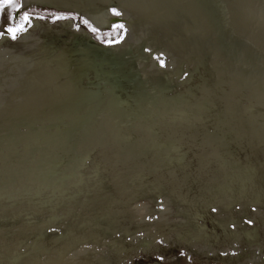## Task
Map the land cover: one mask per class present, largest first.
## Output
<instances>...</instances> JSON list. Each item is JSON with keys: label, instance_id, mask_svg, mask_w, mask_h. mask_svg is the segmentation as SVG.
Instances as JSON below:
<instances>
[{"label": "water", "instance_id": "obj_1", "mask_svg": "<svg viewBox=\"0 0 264 264\" xmlns=\"http://www.w3.org/2000/svg\"><path fill=\"white\" fill-rule=\"evenodd\" d=\"M0 32V264H264V0H0Z\"/></svg>", "mask_w": 264, "mask_h": 264}, {"label": "snow or ice", "instance_id": "obj_2", "mask_svg": "<svg viewBox=\"0 0 264 264\" xmlns=\"http://www.w3.org/2000/svg\"><path fill=\"white\" fill-rule=\"evenodd\" d=\"M5 3H6V4H10V3H11V0H5ZM113 11H114L115 14L119 15V13H116V12H115V9H113ZM11 19H14V18H10V21H11ZM25 19H27V15L25 16ZM85 23H87V21H85ZM119 27H120L121 29L124 28V26H123L122 24L119 25ZM5 31H6L7 33H10V34H11V38H12L13 40L16 39L15 30H14L13 28L6 26ZM93 31H95V29H93ZM2 36H4V33L0 32V37H2Z\"/></svg>", "mask_w": 264, "mask_h": 264}]
</instances>
